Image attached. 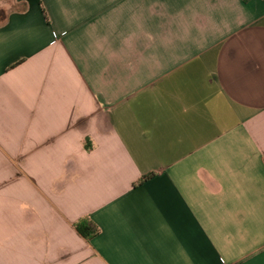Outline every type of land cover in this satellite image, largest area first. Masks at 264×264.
<instances>
[{
    "label": "crops",
    "instance_id": "0c3cea01",
    "mask_svg": "<svg viewBox=\"0 0 264 264\" xmlns=\"http://www.w3.org/2000/svg\"><path fill=\"white\" fill-rule=\"evenodd\" d=\"M13 5L0 264H264V0Z\"/></svg>",
    "mask_w": 264,
    "mask_h": 264
},
{
    "label": "trees",
    "instance_id": "16d2710c",
    "mask_svg": "<svg viewBox=\"0 0 264 264\" xmlns=\"http://www.w3.org/2000/svg\"><path fill=\"white\" fill-rule=\"evenodd\" d=\"M149 176L142 178V181L148 179ZM75 228L77 232L84 238L86 239H91L95 235L98 234V230L96 227H93L92 224L89 223L88 220L84 219L79 221L76 225Z\"/></svg>",
    "mask_w": 264,
    "mask_h": 264
},
{
    "label": "rangeland",
    "instance_id": "374dc122",
    "mask_svg": "<svg viewBox=\"0 0 264 264\" xmlns=\"http://www.w3.org/2000/svg\"><path fill=\"white\" fill-rule=\"evenodd\" d=\"M15 0H0V23L5 19L8 12L12 11Z\"/></svg>",
    "mask_w": 264,
    "mask_h": 264
}]
</instances>
